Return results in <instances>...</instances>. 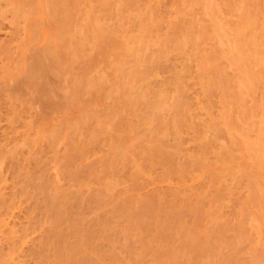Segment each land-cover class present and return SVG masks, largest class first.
<instances>
[{
	"label": "rangeland",
	"instance_id": "1",
	"mask_svg": "<svg viewBox=\"0 0 264 264\" xmlns=\"http://www.w3.org/2000/svg\"><path fill=\"white\" fill-rule=\"evenodd\" d=\"M0 264H264V0H0Z\"/></svg>",
	"mask_w": 264,
	"mask_h": 264
},
{
	"label": "bare ground",
	"instance_id": "2",
	"mask_svg": "<svg viewBox=\"0 0 264 264\" xmlns=\"http://www.w3.org/2000/svg\"><path fill=\"white\" fill-rule=\"evenodd\" d=\"M44 3V2H43ZM53 14V13H52ZM51 16V15H50ZM53 16V15H52ZM56 16V15H55ZM54 17V16H53ZM54 19V18H53ZM39 26V25H38ZM36 30V29H35ZM40 31V30H39ZM37 37H35V39H36ZM42 39V38H41ZM49 42H51V41H49ZM45 44V43H44ZM49 45H51V44H49ZM47 43L45 44V46H46V48H44L43 46H42V48H44V49H42L41 48V51H40V49H39V51L40 52H36L35 51V53H37V54H35L34 55V57H33V59L31 60V63L30 64H28V65H30L28 68V73L30 74H28L30 77H31V80H32V82H35L36 84H38V86H43V84H44V86L46 87V85H45V83H46V81H45V78L47 79V73L50 71V72H52L51 71V69H52V66L54 65L53 63H51L52 61H51V55L50 54H52V56H53V50L54 49H50L49 46ZM47 46H49V47H47ZM51 47H52V45H51ZM38 50V49H37ZM56 51V50H55ZM52 52V53H51ZM56 54V53H55ZM33 56V55H32ZM56 56V55H55ZM29 63V62H28ZM53 64V65H52ZM54 69V68H53ZM49 74V73H48ZM182 74V73H181ZM27 75V74H26ZM28 76V77H29ZM49 76V75H48ZM30 80V78H29V80L28 81H31ZM33 84V83H32ZM47 84V83H46ZM44 87V88H45ZM40 89H42V87H39ZM163 92V91H162ZM232 132V131H231ZM240 133V132H239ZM232 135V134H231ZM234 137V136H233ZM234 139V138H233ZM169 150H168V147H166V144H164L162 147H161V155L163 154H165V153H167ZM229 154V153H228ZM227 154V155H228ZM165 157H166V155H164ZM163 156V158L164 159H166L165 157ZM226 156V155H225ZM229 162H227V164H228ZM225 165V164H224ZM224 172V171H223ZM226 174V173H225ZM225 176V175H224ZM223 176V177H224ZM10 223V222H9ZM76 229H78V228H76ZM76 231V230H75Z\"/></svg>",
	"mask_w": 264,
	"mask_h": 264
}]
</instances>
